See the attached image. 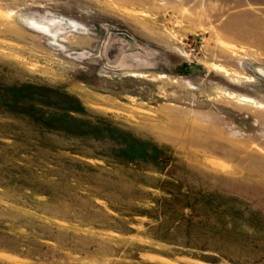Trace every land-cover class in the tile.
<instances>
[{
  "label": "rangeland",
  "instance_id": "rangeland-1",
  "mask_svg": "<svg viewBox=\"0 0 264 264\" xmlns=\"http://www.w3.org/2000/svg\"><path fill=\"white\" fill-rule=\"evenodd\" d=\"M2 97L0 264H264V0H0Z\"/></svg>",
  "mask_w": 264,
  "mask_h": 264
},
{
  "label": "trees",
  "instance_id": "trees-1",
  "mask_svg": "<svg viewBox=\"0 0 264 264\" xmlns=\"http://www.w3.org/2000/svg\"><path fill=\"white\" fill-rule=\"evenodd\" d=\"M13 97V96H12ZM15 97H16V95H15ZM16 99L15 98H8V97H6V98H0V102L2 103V105H4L6 108H11L12 107V104L13 103H16ZM75 110H77V111H83V107L81 106V107H78V108H74ZM65 116H67V118H69V121L70 122H72V121H78L79 119H75L74 117H72V116H68V114L67 115H65ZM61 120H63V119H61ZM66 121V119H64V122ZM82 123H84L85 121L84 120H80ZM86 122H88V121H86ZM64 131H66V132H68L69 130H67V129H64ZM71 133H73V132H71ZM121 134H122V131H121ZM125 135H127V134H125ZM128 142H132V144H131V146L130 147H133V143H135L136 141L134 140V139H132L131 141L129 140ZM135 145H136V143H135ZM141 145H143V144H141ZM155 151L156 152H158V151H160L159 150V148H155ZM128 155L129 156H131V157H135V156H138V157H144L145 155H144V153H140V154H135V153H133L132 152V154L131 153H129L128 152Z\"/></svg>",
  "mask_w": 264,
  "mask_h": 264
}]
</instances>
